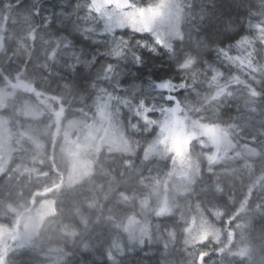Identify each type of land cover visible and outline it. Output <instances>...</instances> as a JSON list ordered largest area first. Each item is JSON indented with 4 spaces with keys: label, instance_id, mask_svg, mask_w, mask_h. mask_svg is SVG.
I'll use <instances>...</instances> for the list:
<instances>
[{
    "label": "clouds",
    "instance_id": "obj_1",
    "mask_svg": "<svg viewBox=\"0 0 264 264\" xmlns=\"http://www.w3.org/2000/svg\"><path fill=\"white\" fill-rule=\"evenodd\" d=\"M13 7L29 26L15 50L0 43V63L15 58L22 70L30 64L50 77V86L67 82L88 99L105 94L112 117L129 121L134 132L151 133L165 151L176 135L189 145L215 144L213 131L223 135L225 127L232 138L264 137L253 123L259 116L264 124V0H17L0 7L4 21ZM233 50L244 55L232 56ZM245 61L246 78L232 73ZM197 81L216 89L202 92ZM234 84L242 86L243 107H255L240 123L224 124L221 109H234L222 101L237 95L227 91ZM192 95L199 104L194 112ZM205 110L216 118L205 120ZM247 154L258 161L259 177L248 164L247 190L231 217L234 230L218 249L230 264H264V139ZM50 251L38 249L35 264H53ZM17 256L16 249L0 252V264H27ZM208 257L201 251L197 264H208ZM108 259L115 260L111 252Z\"/></svg>",
    "mask_w": 264,
    "mask_h": 264
},
{
    "label": "trees",
    "instance_id": "obj_2",
    "mask_svg": "<svg viewBox=\"0 0 264 264\" xmlns=\"http://www.w3.org/2000/svg\"><path fill=\"white\" fill-rule=\"evenodd\" d=\"M5 3L14 6L17 0H0V7ZM28 26L27 17L15 14L13 7V15L7 21L0 16V43L10 51L15 50ZM229 54L244 55L236 50ZM14 60L7 66L0 63V87L10 88L21 82L23 87L28 84L31 88L26 95L21 91L13 93L15 96L3 110L12 117V133L24 134V152L17 151L8 170L0 175V224L11 227L21 223L23 214L37 209L44 201L54 202V212L46 218L38 235L24 246L11 248L21 252L17 261L23 256L27 257V264H35L38 249H51L49 257L58 264H197L200 252L207 250L210 253L206 258L208 264H230L228 257L218 249L227 242L228 232L234 230L236 221L231 217L247 190L248 164L254 166L255 176L259 177L258 161L249 156L247 150L256 147L257 140L264 137L254 139L241 134L232 138L225 127L223 133L232 144L231 156L215 164L208 161L206 147L192 141V160L200 165L194 185L179 198L180 208L176 206L171 214L156 215L153 193L149 192L159 181L166 182L173 159L146 158L145 148L152 134L134 132L128 126L129 121L116 119L131 141L133 153L104 148L94 159L92 174L76 184H68L69 165L60 150L64 144L63 130L66 124L78 118H95L104 102L109 103L107 96L97 93L96 99L85 98L67 82L50 86V77L45 80L30 64L22 70ZM231 71L246 78L247 61ZM211 74L210 71L209 77ZM197 84L202 92L216 89L212 82L200 86L197 81ZM219 84H224V80L220 79ZM238 90H242L241 85L230 86L227 91L237 95H225L222 101L223 107L234 109L230 113L221 109L219 119L224 124L240 123L255 107L245 109L244 97ZM189 99L194 112L199 106L197 98L192 95ZM24 106L36 111L35 115L22 116ZM202 115L205 120L216 118L207 110ZM253 123L257 131L264 130L259 116ZM25 164L34 169L21 171L19 167ZM145 211L149 215L151 234L144 242L131 240L126 230L128 221ZM193 213L204 214L210 228L215 229L208 238L189 241ZM28 249L33 256L22 251ZM109 252L115 260L108 259Z\"/></svg>",
    "mask_w": 264,
    "mask_h": 264
},
{
    "label": "rangeland",
    "instance_id": "obj_3",
    "mask_svg": "<svg viewBox=\"0 0 264 264\" xmlns=\"http://www.w3.org/2000/svg\"><path fill=\"white\" fill-rule=\"evenodd\" d=\"M20 85V86H19ZM28 85V84H27ZM23 87L21 82L10 88L0 87V175L8 170L12 162V155L17 151L24 152V134H13L11 131L12 117L5 115L3 110L8 106L9 99L15 95L12 93L22 92L28 94L31 85ZM107 101L99 108L95 118H78L66 124L63 130L64 144L61 152L65 156L68 165V184H76L91 175L93 172L94 159L99 156L104 148L110 151L125 152L132 154L134 148L131 141L124 134L118 122L110 114V108L106 107ZM23 107L22 116H29L36 111L30 107ZM216 143L206 141V156L209 162L218 163L223 158L231 155L232 144L223 133L213 131ZM62 139V140H63ZM230 144V145H229ZM169 150L165 151L164 145L151 142L145 148L146 158L157 156L158 158L170 157L173 159L172 170L166 178V182L159 181L157 186H153V209L156 215L171 214L176 206L181 207L179 198L186 195L192 189L195 179L200 172V165L192 160L191 145L186 137L176 135L174 143L168 141ZM198 160L199 158L196 157ZM23 172H31L34 168L25 164L19 167ZM36 170V169H35ZM155 185V184H154ZM177 207V209H178ZM54 212V202L44 201L37 209L23 214L21 223L9 227L0 224V247L6 252L11 248H19L28 244L35 238L44 221ZM191 226L188 237L190 242H196L208 238L214 233V228H210L204 214H192ZM151 224L148 212L142 215H134L128 221L127 233L131 240L144 242L151 234ZM53 264H58L54 262Z\"/></svg>",
    "mask_w": 264,
    "mask_h": 264
}]
</instances>
